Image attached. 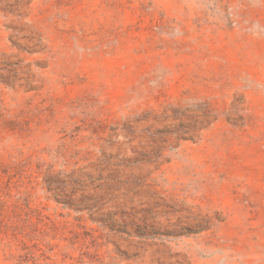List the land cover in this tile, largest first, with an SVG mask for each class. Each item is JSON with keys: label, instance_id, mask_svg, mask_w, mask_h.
<instances>
[{"label": "rangeland", "instance_id": "rangeland-1", "mask_svg": "<svg viewBox=\"0 0 264 264\" xmlns=\"http://www.w3.org/2000/svg\"><path fill=\"white\" fill-rule=\"evenodd\" d=\"M22 258L264 264V0H0V264Z\"/></svg>", "mask_w": 264, "mask_h": 264}, {"label": "trees", "instance_id": "trees-1", "mask_svg": "<svg viewBox=\"0 0 264 264\" xmlns=\"http://www.w3.org/2000/svg\"><path fill=\"white\" fill-rule=\"evenodd\" d=\"M26 249H28V248H26ZM29 254H30V255H34V253H33L32 251H30ZM34 257H35V256H34ZM34 257H33V258H34ZM29 261H30V260H28L27 258H22V259L20 260L19 264H26V263H29ZM35 264H37V263H35Z\"/></svg>", "mask_w": 264, "mask_h": 264}]
</instances>
